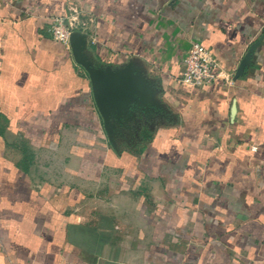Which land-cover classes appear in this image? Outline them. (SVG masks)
Instances as JSON below:
<instances>
[{"label":"crops","instance_id":"1","mask_svg":"<svg viewBox=\"0 0 264 264\" xmlns=\"http://www.w3.org/2000/svg\"><path fill=\"white\" fill-rule=\"evenodd\" d=\"M59 17L153 87L114 140ZM0 264H264V0H0Z\"/></svg>","mask_w":264,"mask_h":264},{"label":"water","instance_id":"2","mask_svg":"<svg viewBox=\"0 0 264 264\" xmlns=\"http://www.w3.org/2000/svg\"><path fill=\"white\" fill-rule=\"evenodd\" d=\"M88 45L86 33L81 31L72 33L73 55L90 76L95 103L110 138L114 140L116 130L112 122L113 116L121 118L133 104L148 106L150 104L148 98L152 94L153 87L143 79L132 64L117 70L97 68L87 53Z\"/></svg>","mask_w":264,"mask_h":264},{"label":"built area","instance_id":"3","mask_svg":"<svg viewBox=\"0 0 264 264\" xmlns=\"http://www.w3.org/2000/svg\"><path fill=\"white\" fill-rule=\"evenodd\" d=\"M56 41L61 42L67 49H71V36L76 31L68 25L64 17H59L51 27ZM223 66L214 51L199 40L192 42V46L184 58V71L179 82L187 89H200L213 85L220 79L231 83L233 72L222 75Z\"/></svg>","mask_w":264,"mask_h":264},{"label":"rangeland","instance_id":"4","mask_svg":"<svg viewBox=\"0 0 264 264\" xmlns=\"http://www.w3.org/2000/svg\"><path fill=\"white\" fill-rule=\"evenodd\" d=\"M50 31H51V30H50ZM50 34H51L52 38L54 39L52 32H51ZM54 40H55V39H54Z\"/></svg>","mask_w":264,"mask_h":264}]
</instances>
